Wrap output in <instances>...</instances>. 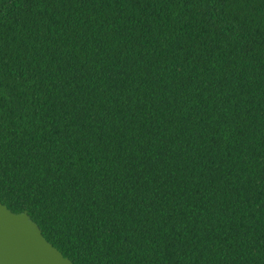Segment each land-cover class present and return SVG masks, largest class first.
I'll return each instance as SVG.
<instances>
[{
	"label": "trees",
	"instance_id": "16d2710c",
	"mask_svg": "<svg viewBox=\"0 0 264 264\" xmlns=\"http://www.w3.org/2000/svg\"><path fill=\"white\" fill-rule=\"evenodd\" d=\"M0 181L73 264H264V0H0Z\"/></svg>",
	"mask_w": 264,
	"mask_h": 264
},
{
	"label": "water",
	"instance_id": "95a60500",
	"mask_svg": "<svg viewBox=\"0 0 264 264\" xmlns=\"http://www.w3.org/2000/svg\"><path fill=\"white\" fill-rule=\"evenodd\" d=\"M0 264H73L50 243L26 211L0 202Z\"/></svg>",
	"mask_w": 264,
	"mask_h": 264
},
{
	"label": "snow or ice",
	"instance_id": "6c2138e0",
	"mask_svg": "<svg viewBox=\"0 0 264 264\" xmlns=\"http://www.w3.org/2000/svg\"><path fill=\"white\" fill-rule=\"evenodd\" d=\"M32 79H33V82L35 83V81H36V77L33 76ZM0 184H2V181H0Z\"/></svg>",
	"mask_w": 264,
	"mask_h": 264
}]
</instances>
